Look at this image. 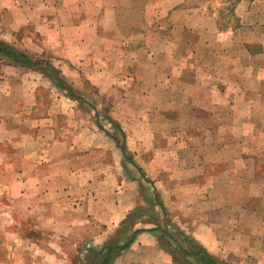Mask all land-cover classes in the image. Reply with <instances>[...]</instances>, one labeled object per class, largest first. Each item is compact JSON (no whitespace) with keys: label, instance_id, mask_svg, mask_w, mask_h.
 <instances>
[{"label":"crops","instance_id":"1","mask_svg":"<svg viewBox=\"0 0 264 264\" xmlns=\"http://www.w3.org/2000/svg\"><path fill=\"white\" fill-rule=\"evenodd\" d=\"M136 1L140 8L134 6V0H0V19L5 30L0 41L21 51L23 50L19 47H23V43L35 46L34 58L52 64L78 95L79 92L75 90L77 87L73 83L75 81L69 78L72 73L85 76V79L100 92L116 85H121L125 92L128 90L130 92L135 84H130L133 73H127V70L131 65L134 71L139 61L130 57L129 51L139 52L137 57H140V51H144L145 56H141V59L147 62L148 66L156 64L159 67V63L169 57V62L166 63L178 78L180 89L181 87L189 89L190 95L187 99L196 107L195 111L185 114L184 118L186 120L189 118L190 122L202 121L201 112L198 110L209 111L210 117L214 107L221 112L230 109L227 107L235 103V98L239 103L241 101L245 104H249L248 102L264 104V67L256 68L253 72L259 75V79L254 82V90L244 92L240 84L237 86L230 82L229 76L226 81L224 72L218 70L219 67H215L216 55L199 58L198 35L206 33L208 28L207 33L211 40L226 41V43L230 35L237 32L219 29L216 15L210 16V3L205 7L203 5L193 7L189 5L188 0H167L170 3L167 7L168 14L173 18L171 26L174 29L166 32L167 22L161 18L159 12V10L165 11L164 3L161 7L155 8L154 2L150 3V0ZM239 6L241 7L242 4ZM250 6L241 20V25L244 27L252 25L253 30H258L257 39L263 42L264 0H254ZM250 18L253 20L248 21ZM6 31L11 35H7ZM167 37L171 39L173 47H162L167 42ZM150 40L157 42L152 48L147 43ZM211 46L209 44V47ZM263 53L262 50L258 52L249 50V57L256 60ZM155 57L158 62L154 60ZM7 61L8 64L3 66L0 74V248L24 252L29 249L32 252V249L35 250L48 237L52 238L49 234L62 233L64 229L80 230L86 228L87 223L95 225V229L91 236L87 239L85 237L86 242L84 240L79 242L77 247H102L117 232L127 214L146 204L145 199L148 194L145 184L153 182L145 176L143 167L135 160V154L150 151L166 152L167 146L163 147L162 144L156 146L153 141L146 140L147 136L153 139L166 136L158 134V130L151 132L150 129L144 131L134 129L129 132L116 121H120L119 118L114 117L112 121L110 119V125L113 127L118 123L120 129L113 127V131H118H115L117 134H113L99 127L113 144V149L108 152L112 153L111 167L103 173L102 167L94 165V161L85 163L87 153L93 154L96 147L94 143H86L85 133L81 132L80 135L79 131L73 135L75 140L71 139L67 127L69 110L64 109L56 115L53 114L55 110L52 108L58 100L52 96V93L59 92L62 103L65 101L67 105L70 102L74 105L80 102L70 98L40 70ZM215 63H218V60ZM11 74L13 76H10ZM84 87V85L78 86L79 89ZM42 89L48 92L52 106H49L51 115L41 112L44 108V102L40 97ZM231 89L237 92L233 96L230 95ZM130 99L129 94H126L121 102L127 110L124 118L136 121L144 128L157 118H160L161 122L164 121L167 127L170 126V122H181L184 119L181 112L183 103L179 99L173 102L172 112L161 109L157 114L150 113L149 109L147 111L142 109L141 114L136 113L138 105H134V101ZM170 99L161 97L155 100L149 96L144 101L146 106H152L156 101L168 106L167 101ZM151 101L154 102L150 104ZM262 120L261 114L257 112L245 115L243 124L241 123L243 131H247V125L251 124H254V131H257ZM59 121L63 123L65 121L66 127L58 126ZM97 125L102 124L97 122ZM135 131L142 132V137H138ZM262 132L263 130L252 132L250 135L257 136ZM118 134L124 142L120 141ZM242 134L249 135L245 132ZM176 135L180 134L173 129L170 136ZM123 145L127 151L126 157L121 149ZM177 149H179L180 168L189 167L187 160L182 156L181 151L184 147L176 146ZM261 149H255L252 154L256 156L264 153ZM197 150L200 149H192L193 153L198 154L197 157L192 156L190 160L192 166H195V163L201 165L203 163V152H196ZM250 152L247 147L240 150L238 165L244 171L249 168L246 167V163ZM128 157L131 158V166L142 170L141 180L127 175L128 168L124 164L128 162ZM204 163L205 168L201 174L209 178L206 158ZM122 167L129 179L123 178ZM256 167L264 169L259 165ZM116 170L120 174V181H117L115 174L116 183H112L110 172L114 173ZM252 174L257 178L255 186L261 185L259 170H253ZM135 183L138 185L136 194L131 192L130 194L134 195L128 199L127 184L133 189L131 185ZM97 186L103 191L100 197L92 194L91 188L95 190ZM96 198L98 202H95ZM260 198L264 200V196ZM252 216L254 221L248 222V219H245ZM237 219V224L233 226L223 224L221 228L214 226L212 229L214 234H220L219 237H215L217 241L215 242L214 237H211L206 244L200 243V245L215 257H223V254L227 253V259H231L232 253L241 255L245 253L247 256L251 255V259L258 264H264V208L244 206L240 209ZM37 234L41 235L36 236ZM8 263L10 260L6 258L0 261V264ZM113 264H175V262L172 255L163 249L153 234L143 232L138 235L133 246Z\"/></svg>","mask_w":264,"mask_h":264},{"label":"rangeland","instance_id":"2","mask_svg":"<svg viewBox=\"0 0 264 264\" xmlns=\"http://www.w3.org/2000/svg\"><path fill=\"white\" fill-rule=\"evenodd\" d=\"M188 1L189 5L193 7H201L202 5L205 7L210 3V16L213 14L216 15L219 29H223V31H237L233 35H230V38L227 39V43L226 41L219 42L211 40L207 33L209 28L206 31L207 34L204 33L198 35V40L200 41L199 58L216 55L215 62L218 60V63L213 62L216 68L219 67L218 70L224 72L223 76L226 81L229 79L233 84H237V86L241 85L242 89L244 88V92L254 90V82L259 79V75L254 74L253 72L254 70L256 71V68L259 69L260 67H264V53L261 56H258L255 60L254 58L249 57V50L254 52L260 50L264 51V41L260 42L257 39L258 30H253L252 25H246V27L241 25V20L243 16H245L244 14L247 12V9L251 7L250 5L254 0ZM134 2V6L137 8L141 7L138 4V1L134 0ZM151 2H154L155 8H158V6L161 7L164 3L166 9L164 12L163 10H159L161 14L160 16H162L161 18L165 19L167 22V26H165L166 32L173 31L174 28L171 26L173 18L168 14L169 12L167 9L170 5V3H168L169 1L150 0V3ZM239 4H242V6L240 7ZM175 17L177 18V15H175ZM135 20H137V18H135ZM252 20L253 18H250L248 21ZM2 25L0 19V38L5 33L4 26ZM6 33L9 36L11 35L10 32L6 31ZM147 43L149 46L151 45L152 48L154 46L153 44L157 42L150 40ZM27 44L23 43V47L20 46L19 48L28 55L35 57L36 53H34V49H36V47ZM160 44L162 45V43ZM209 44L212 46L209 47ZM137 46L138 45L136 44V47ZM165 46L173 47V43L168 37L167 42H165L162 47ZM129 53H131L129 55L130 57H134V59L136 58L137 61H139V63H136L137 67L134 71L131 65H129L127 70V73H133V80L130 84H135L134 89H130V92L129 90L128 92H125L126 90L121 85H116L109 90L100 92V90L95 88L90 81L85 79V76H78L77 74L69 73V78L75 81L73 83L77 88H74L84 99V103L80 102L79 104L74 105L70 102L67 105L65 101L62 103L59 92L57 93L54 91L52 96L57 98L58 101H56V105L53 106L52 109L55 111L54 113L52 111V113L56 115L58 112L64 111V109L67 111L69 110L67 127L71 139L75 140L73 135L79 131L80 135L82 134L81 132H83V134L85 133L86 143H94L96 145V147L94 146L95 149L93 154L90 153V155L87 153L85 163L94 161V165L102 167L103 173L111 167L112 159L110 154L112 153L109 154L108 152L113 149V144L106 133L99 129L97 122H100L102 128H105L113 134H117L118 131H113V127L115 126L112 127L110 125L111 122L109 123V121L110 119L112 121L114 117H117L120 121H116L119 124H122L129 132L134 129H140V131L150 129L151 132L158 130V134L165 135L166 137L154 139L151 136H147L146 140L149 142L153 141V144H157L156 146L161 144L163 147L167 146L168 150L166 152L160 151L156 153L150 151L149 153L145 152L144 154L136 153L134 156L136 157L135 160H137V163L143 167L142 170L145 176L153 182L152 184H145L148 196L155 191L158 193L159 199L164 204V211H161L158 208L159 222L164 228L171 227L170 230L174 234L177 232L176 229L179 228L186 236L192 238L199 244H206V241H210L211 237H214V241L216 242L217 239L215 237H219L220 234H214L212 231L214 226L221 228L222 224L226 226L236 225L239 211L241 208H244V206H248L249 208L250 206H254L255 209L264 208V200L260 198L261 196H264V169L256 167L259 165L261 168H264V153H259L256 156L255 154H252L255 149L262 148L261 150H264V104L257 105L252 102L245 104L241 103V101L239 103V100L235 98V103L227 107L230 109L221 112L220 109L214 107L213 111H211L212 114L210 117L208 116L209 111L198 110L201 112L202 121L190 122L189 118H187V120L184 118L186 117L185 114L195 111L194 108L196 107L187 99L190 95L189 89L186 87H181L180 89L181 84L177 81L178 78L174 76L171 67L166 63V61L169 62V57L164 58V61L162 62L159 61L160 63L158 67L156 64L155 66H148L147 62L141 59V56H145L144 51H140V57H137L139 56V52H136L135 50L131 52L129 51ZM154 60L158 62L156 57ZM152 62L153 60L151 59V63ZM7 64L8 61L6 59L3 60L0 58V74L2 73L3 66H6ZM214 72L217 74L215 70ZM199 74L202 75L201 73ZM19 75L21 76V74ZM72 75H74V77ZM10 76H13V74ZM216 76H218V74ZM47 79L53 81L52 78ZM154 83H156V85ZM137 84L140 85L138 86ZM83 85L85 86L84 88H78V86L82 87ZM233 91L235 90H230L231 96L237 93ZM125 93L129 94L131 97L130 101H134V105H138V109L135 112L140 114L142 109H145V111L149 109L150 113L152 112L153 114H157L161 109L172 112L174 106L173 102L179 99L183 103L181 112L182 118L184 119L181 120V122H170V126L167 127V125L164 124V121L161 122L160 118H157L150 121V125L145 128L142 124H137L138 122L136 121L125 120L124 117L127 110L121 105V102H123L122 99L126 95ZM149 96L153 97L155 100L161 97L166 99L171 98L167 101L169 102V105L171 103V107H169V105L163 106L162 103L159 104L158 101L152 106H146L144 100ZM40 97L44 102V108L41 112L51 115V109L49 108L51 103L48 99V92L42 89ZM153 102L154 101H151L150 104ZM53 103L55 102L53 101ZM178 112L180 113V111ZM254 112L261 114L263 118V120L259 122L260 126L257 130H263V132L257 136L250 135L252 132H257L254 131V124L247 125V131H243L242 125V120L245 115H252ZM205 117L208 118L204 119ZM118 123L115 125L117 126ZM250 123H252V121H250ZM57 125L66 127L65 121L64 123L59 121L57 122ZM173 129H175L180 135L170 136ZM207 129L209 131H207ZM243 132L249 133V135H243ZM205 133L207 135H205ZM137 134L138 137H142V132H137ZM119 136L121 138V140L120 138L119 140L124 142L121 135ZM176 146L184 147V150L181 152L183 158L187 160L186 163L189 167L184 169L180 168L179 149L176 150ZM244 147L245 149L247 147V150H251L250 155L247 156L246 163V167L249 166V168L245 171L238 165L240 150ZM194 148L200 149L196 152H203L202 165L200 163H195V166H192L193 164L190 162L193 155H196V157L198 155L197 153L192 152V149ZM205 158L208 160L207 171L210 175L209 178L203 177V174H201L202 170L204 171L205 168ZM130 159L131 158L128 157V162L124 164L127 165L128 168L126 169L127 175L130 176V178L141 180V173L134 168L133 165H130ZM257 169L259 170L258 177L262 178V184L255 186L254 183L257 178L252 172ZM115 174L118 178L117 181H120V174H118V171L116 170L114 173L113 171L110 172L112 183H116ZM121 174L123 175V178H128L123 167ZM102 179L104 181L105 178L103 177ZM127 185L129 186L127 189V198L131 199V196L133 197L134 194L131 195L130 193H135V190L138 189V185L137 183L131 185L134 191L133 189H130L129 184ZM91 189L93 190L92 194L96 197H100L103 194V191L99 189V186H97L95 190L93 188ZM121 189L123 190V188ZM97 199L98 198H96L95 202H98ZM109 199L111 200L112 197ZM245 219H248V222L254 221L253 216L251 218L245 217ZM85 226L86 228H80V230L64 229L61 231L62 233H51L49 236L51 235L52 238L48 237L47 240L42 243L39 241V247L35 250L32 249V252L29 249H26L24 252L16 249L8 250L5 247L4 249L0 248V261L6 258L7 260H10V263L8 264H75L78 260L84 259L83 248H78L77 244H80L79 242H82L83 240L86 242L85 237L87 239L88 236H91L93 229H95V225L91 223H87ZM153 226L154 225L152 224H138L136 228L149 229ZM40 235L41 234H37L36 236ZM242 254L243 255L232 253L230 257L231 259H227L228 254L224 253L223 257L219 256L217 258L230 264H258V262L251 259V255L247 256L245 253ZM24 261L27 263H24ZM175 264L178 263L175 262Z\"/></svg>","mask_w":264,"mask_h":264},{"label":"trees","instance_id":"3","mask_svg":"<svg viewBox=\"0 0 264 264\" xmlns=\"http://www.w3.org/2000/svg\"><path fill=\"white\" fill-rule=\"evenodd\" d=\"M0 57L6 58L11 64L40 70L44 75L52 78L55 84L70 98L84 103V99L75 93L73 88L61 77L60 72L48 61L34 58L4 41H0ZM99 127L102 128V125ZM115 127L120 129L116 125ZM118 143H120L119 140ZM121 149L126 157L127 151L124 145ZM138 171L142 173L139 168ZM148 181L150 182V180ZM145 202V205L135 208L126 215L117 232L102 247L83 248L84 259L78 260L75 264H113L119 256L133 246L138 235L143 232L153 234L163 249L169 252L178 264H230L219 260L204 246L186 236L179 228L176 229V234L170 230L171 227L164 228L158 218V208L164 211V204L159 199L157 192L154 191L149 195ZM138 224L154 226L149 229H137Z\"/></svg>","mask_w":264,"mask_h":264}]
</instances>
